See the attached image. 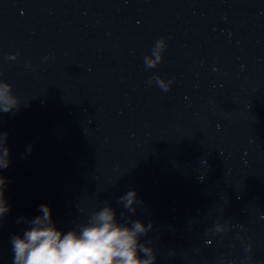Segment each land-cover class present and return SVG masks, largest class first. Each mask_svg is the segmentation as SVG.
I'll return each mask as SVG.
<instances>
[{"label": "water", "instance_id": "water-1", "mask_svg": "<svg viewBox=\"0 0 264 264\" xmlns=\"http://www.w3.org/2000/svg\"><path fill=\"white\" fill-rule=\"evenodd\" d=\"M4 83L0 264L41 205L151 223L154 264H264V0H0Z\"/></svg>", "mask_w": 264, "mask_h": 264}, {"label": "clouds", "instance_id": "clouds-1", "mask_svg": "<svg viewBox=\"0 0 264 264\" xmlns=\"http://www.w3.org/2000/svg\"><path fill=\"white\" fill-rule=\"evenodd\" d=\"M166 47L163 39L156 42L152 56L145 57L149 68L162 60L161 51ZM14 58V57H13ZM165 91L170 82L155 77ZM19 101L13 94L12 85H0V112L8 113L18 109ZM10 166V148L7 146V133H0V170ZM6 180L0 176V217L9 212L5 199ZM136 192L131 190L120 197V203L131 213H135ZM41 215L27 220L30 225L23 236H13L14 264H154V249L142 243L152 224L147 226L139 220L121 223L115 211L108 206L95 212L89 223L79 231L66 234L58 230L52 220L51 209L41 205ZM123 215V214H121Z\"/></svg>", "mask_w": 264, "mask_h": 264}]
</instances>
